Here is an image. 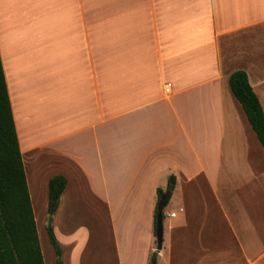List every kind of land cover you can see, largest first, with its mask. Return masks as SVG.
<instances>
[{"label": "crops", "instance_id": "0c3cea01", "mask_svg": "<svg viewBox=\"0 0 264 264\" xmlns=\"http://www.w3.org/2000/svg\"><path fill=\"white\" fill-rule=\"evenodd\" d=\"M0 59L26 178L125 200L128 264H264V150L228 85L264 112V0H0Z\"/></svg>", "mask_w": 264, "mask_h": 264}, {"label": "trees", "instance_id": "16d2710c", "mask_svg": "<svg viewBox=\"0 0 264 264\" xmlns=\"http://www.w3.org/2000/svg\"><path fill=\"white\" fill-rule=\"evenodd\" d=\"M229 88L241 106L249 126L264 150V112L243 71L232 73ZM67 184L65 177L55 175L48 180V211L57 208L59 198ZM175 178L170 176L166 191L157 190V200L153 212V233L157 206L160 197L170 193ZM164 219V212H162ZM51 245L55 264H62L60 245L54 234L52 218H48L45 228ZM0 264H44L37 234L32 203L27 185L25 168L19 148L13 121L7 86L0 59ZM148 264H157V254L150 255Z\"/></svg>", "mask_w": 264, "mask_h": 264}, {"label": "rangeland", "instance_id": "374dc122", "mask_svg": "<svg viewBox=\"0 0 264 264\" xmlns=\"http://www.w3.org/2000/svg\"><path fill=\"white\" fill-rule=\"evenodd\" d=\"M26 171L29 176V169ZM52 171L43 167L40 161L33 167V182L30 177L29 181L26 178L44 264H55L54 251L45 231L49 217L52 218L53 229H56L55 235L67 242L60 246L62 264H128L125 255L127 202H113V211L109 214L95 207L83 191H78L73 179L60 207L48 211L47 175ZM139 259L137 254L134 264H140Z\"/></svg>", "mask_w": 264, "mask_h": 264}, {"label": "water", "instance_id": "95a60500", "mask_svg": "<svg viewBox=\"0 0 264 264\" xmlns=\"http://www.w3.org/2000/svg\"><path fill=\"white\" fill-rule=\"evenodd\" d=\"M168 194H164L160 197L158 206H157V214H156V224H155V240H156V250L160 251L162 248L163 242V218L162 212L165 207V202L167 200Z\"/></svg>", "mask_w": 264, "mask_h": 264}, {"label": "built area", "instance_id": "2783aa9c", "mask_svg": "<svg viewBox=\"0 0 264 264\" xmlns=\"http://www.w3.org/2000/svg\"><path fill=\"white\" fill-rule=\"evenodd\" d=\"M170 91V84L167 85L165 92L168 93ZM170 216H174V214H170Z\"/></svg>", "mask_w": 264, "mask_h": 264}]
</instances>
